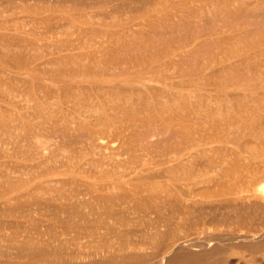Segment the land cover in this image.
<instances>
[{"label":"bare ground","instance_id":"obj_1","mask_svg":"<svg viewBox=\"0 0 264 264\" xmlns=\"http://www.w3.org/2000/svg\"><path fill=\"white\" fill-rule=\"evenodd\" d=\"M113 2L114 0H0V13L34 12L26 17L34 21L38 18L37 14L39 13L73 11L70 12L71 15L87 17V20H81L82 23L89 22L93 25L112 26L117 23L111 8ZM103 7L107 9L103 10ZM164 9H167L164 13L171 15L166 20L157 17L152 19V15L148 14L150 11ZM196 9L199 12L195 15ZM17 21L18 18L15 22ZM191 21L195 22L192 29L189 25ZM3 22L6 21L0 19V24ZM213 22L220 24L214 27ZM74 24V21H69L67 26L70 27ZM120 24L123 32L118 35H115L116 31L88 33L83 35L81 42L86 46H94L97 50H99L98 46L105 43L110 44L134 38L142 39L150 44L155 42L157 45L167 42L168 45L161 49L162 51L157 50L151 53L149 57L154 61L164 58L165 62H170L198 55L205 57L204 55L210 54V57L206 56L210 62L223 63L222 66L212 71H232L235 62L246 60L250 62L264 57V0H212L200 4H193L192 0H172L169 2L148 0L144 12L127 18ZM146 26L149 27L150 33H145ZM12 29L16 32L0 31V62L4 68L15 71L12 76L18 83L11 84L4 78V73H0V97L6 93H20L23 85L21 86L19 82L27 81L28 78L23 75L24 73H30L43 66H48L59 58L68 59V63L67 65L64 64V68L56 69L57 73L55 74L58 77H80L79 75L82 73L79 68L73 67L82 64L79 58L83 53H60L63 48L59 47L49 52L50 57L44 58L45 54H37L29 59L24 58L22 57V51H24L22 48L28 47L29 44L20 40L17 42L11 40L10 38L17 39L21 36L19 25L14 24ZM213 34L217 35L218 41H223L225 45L223 49L217 52L208 48L211 41H215L211 39ZM79 38L80 36L77 37V39ZM60 40L68 42L71 39L62 37ZM166 40H170V42ZM227 44L231 46L228 47ZM157 68L158 66L153 65V62L150 61L141 69L139 75L130 78V84L125 86L123 90L140 93L141 91L152 90L153 85L148 82L150 80L148 74ZM206 68L208 66L204 65L199 67L198 71H203ZM81 70L84 71V69ZM0 72H3L1 68ZM92 76L99 75L93 74ZM100 76L107 83L112 81L104 71ZM32 79L34 78L32 77ZM113 82L112 85L114 86L116 82ZM36 83L39 82L33 83L35 85L32 88L35 94L36 88L39 87ZM43 84L45 93H42L41 97L45 103H48L46 100L54 92V89L50 84ZM255 86L252 83L246 84V88L249 90L256 88ZM72 88H74L73 85ZM72 88L67 91L69 93L67 94L68 101L80 107H89L85 111L89 118L94 116L93 120L95 121L92 122L93 127L84 128L76 134L70 135V130L67 127L64 132L68 133L70 141L72 139V142L75 143L80 167H94L106 178L110 172L118 175L125 164L119 159L114 160L112 158L113 160L106 163L105 166L102 164L104 161H100L101 158L110 157L114 154H124L126 151L132 150L136 142L141 145L139 148L141 151L147 152L151 145L162 140L165 133L172 132L169 130H173L172 128L179 126L178 124L182 122V119L179 122L172 117L167 118L171 127L170 129L168 125L167 130L159 127L156 123L158 126L141 128L142 123L146 121L149 123V121L148 118L142 119L139 116H127L124 123H116L105 116L104 107L90 98L76 95L71 90ZM35 94L34 97L37 96ZM234 95L235 99H244L248 108L240 111L242 114L241 122L234 121L233 124L247 123V117L260 118L264 121V106L252 107L251 103L249 104L250 94L234 93ZM130 98L128 94H125L120 101L122 103L129 102ZM14 100L11 97L8 101ZM21 100L28 103L31 98L25 97ZM210 101L212 100L208 102ZM263 101L261 100L259 104ZM116 105L119 107L121 104L117 103ZM204 105L206 106L205 112L210 113L213 110L212 104L205 103ZM4 114L0 112V264H4L5 259L10 261V264H102L93 260H84V257L90 252H96L102 237L122 236L125 239L118 247H112L113 244H110L108 248L120 251L122 253L120 255L121 261L126 263L222 264V259L214 258L218 253H227L229 250L233 251L239 247L259 251L264 249L262 184H257L251 195H243L240 187L243 184L251 185L253 182L250 178H244V174H240L241 176L236 179H231V176L222 177L218 175L198 178L197 175H194L195 170L193 169L187 173V176L182 177L180 182L172 183L177 192L176 195L174 194V198L180 207L191 206L189 202L193 200L196 194L210 196L231 194L233 196H226L224 202L241 204L245 198L253 196L259 198L260 202H258L263 208L258 220L253 221L250 229L245 232L226 237H183L178 234L179 228L174 227L170 218L171 214L166 215L161 212L159 209L161 203L153 200L159 197L162 185L156 186L157 188L151 191V196L150 194L143 195L140 192H133L135 196H132L127 191H111L110 189L113 187L111 181H106L98 186L96 184L90 186L88 182L81 183L75 180L73 181L75 185H70L69 188L62 185L57 186L64 181L58 176L62 172L60 165H54L50 168L47 166L43 171L38 170V168L43 164L47 165V161L56 156L55 150L59 146L58 142H60L58 130L54 129L44 133L34 131L31 136L23 139L21 133L13 131L17 124L6 118ZM37 115L40 116V111ZM19 116L23 118L25 113L21 112ZM80 119V115H73L69 118V122L74 125ZM232 122L222 123L223 129H226ZM22 125L30 127L28 122H23ZM219 138H228V135L223 133ZM207 139L208 137L204 135L188 137L184 150L174 153L166 161L173 160L182 153L183 156L177 159L176 164L188 165L195 155L206 151L205 148L200 149L198 147L205 144ZM21 140H26L24 146L20 144ZM258 154L255 153V155ZM18 158L30 162L21 163ZM233 159L235 158L233 157ZM214 163L217 164V162ZM220 164L223 166L224 163ZM239 164L240 162H233L236 171L240 169L238 168ZM244 167L245 165H241V168ZM251 172V177L260 173L264 174V163ZM146 177H150V175H146ZM119 178L122 179L121 176ZM141 178H144V175H139V179ZM216 179L221 184L219 188L210 191L193 188L195 184L201 183V181H214ZM169 196L172 195L166 196L165 199H170ZM134 200H142L144 204L148 203L150 207L158 210L157 214L153 216L152 212L147 209L134 207ZM134 219H138L137 221L144 228L132 231L129 225L133 224ZM73 224H78V226ZM80 224L84 225L80 227ZM131 233L134 236L129 239ZM82 237H85L86 240H81ZM88 247H92V250Z\"/></svg>","mask_w":264,"mask_h":264},{"label":"rangeland","instance_id":"obj_2","mask_svg":"<svg viewBox=\"0 0 264 264\" xmlns=\"http://www.w3.org/2000/svg\"><path fill=\"white\" fill-rule=\"evenodd\" d=\"M162 1L169 2L172 0ZM209 1L212 0H192V3L200 4ZM147 5L148 0H114L111 8L117 23L112 26L93 25L89 22L82 23L81 20H87V17L71 15L70 12L73 11L39 13L37 14L38 18L34 21L26 18L34 12H1L0 19L6 22L0 24V31L16 32L12 29V26L17 24L20 27L19 33L21 36L17 39H10L29 44L28 47L22 48L24 50L22 51V57L29 59L37 54H45L44 58L50 57L49 52L59 47L63 48L60 53L81 52L83 55L79 58L82 64L79 62V66L73 67L75 69L79 68L82 73L78 78L58 77L55 74L57 68H64V64L67 65L68 59L65 60L64 58L56 59L48 66H43L30 73H24L23 75L28 78L27 81L19 82L21 86L23 85L20 93H6L0 97V112L5 113L6 118L17 124L13 131L21 133L23 139L31 136L34 131L44 133L54 129L58 130L60 142H58L59 146L55 150L56 156L47 161V165L43 164L38 168V170L43 171L47 166L50 168L54 165H60L62 172L58 176L64 181L57 186L62 185L69 188L70 185H75L73 182L75 180L81 183L88 182L90 186L95 184L98 186L106 181H111L113 184L111 191H127L129 195L135 196L133 192L148 195L154 188H157L156 186L160 187L162 185L159 197L153 200L161 203L159 205L161 212L166 215L171 214L170 218L174 223V227L179 228V236L226 237L245 232L250 229L251 223L258 220L262 214L263 208L259 203V198L249 196L250 198H245L241 204H236L224 202L226 196H233L231 194L215 196L196 194L193 200L189 202L191 206L180 207L174 198L177 192L172 183L180 182L182 177L187 176V173H190L193 169L195 170L194 175H197L198 178L218 175L222 177L231 176V179H236L241 176L240 174H244V178H250L253 182L251 185L243 184L240 187L242 188L241 193L251 195L253 188L257 184H262L261 193L264 195V174L260 173L251 177V170L261 167L264 163V150H262L264 147V121L260 118L247 117V123L233 124L234 121L241 122L242 114L240 111L248 108V104L244 99H235L234 93L250 94L249 104L251 103L252 107L264 106V101L259 104L261 100H264V57L250 62L247 60L235 62L232 71H212L222 66L223 63L210 62L206 57H210V54L204 55L205 57L198 55L170 62H165L164 58L154 61L149 57L151 53L157 50L162 51L161 49L168 45L167 42L157 45L155 42L150 44L142 39L134 38L102 44L98 46L99 50L94 46H86L81 42L83 35L88 33H110L115 31V35L122 33L120 23L140 12H144ZM103 8V10L107 9ZM166 11L167 9L150 11L148 14L152 15V19L157 17L166 20V18L171 17L170 14L164 13ZM198 12L199 10L196 9L195 15ZM17 18L18 21L15 22ZM69 21H74L75 24L69 27L67 26ZM213 23L214 27L220 24L218 22ZM189 25L192 29L195 22L191 21ZM144 31L146 34L151 32L148 26ZM79 36L80 38L77 39ZM216 36L215 34L212 35L211 39L215 41H211L208 45V48L213 52H217L225 46L224 42L218 41ZM62 37L64 39L68 37L71 40L62 42L60 40ZM166 41L170 42V40ZM226 46L230 47L231 45L227 44ZM150 61L153 62V65L158 66L157 69L148 74L150 77L148 82L153 85V89L141 91V93L123 90L125 86L130 84V78L139 75L141 69ZM204 65H207L208 68L198 71V68ZM0 68L3 71L0 73H4V78L11 84L18 83L13 79L12 75L15 72L13 69L4 68L1 62ZM103 68L105 69L103 70ZM81 69H84V71ZM103 71L110 76L109 78L112 81L116 82L114 86L112 81L107 83L100 76ZM93 74L99 76H96V78L92 76ZM36 81L39 82L36 83L39 87L36 88L37 96L34 97L35 93H33L32 88L35 85L33 83ZM43 83L52 85L54 89V92L46 100L48 103H45L41 97V94L45 93ZM248 83L255 84L256 88L247 89L246 84ZM72 85L74 88H72ZM70 88L76 95L90 98L104 107L105 116L116 123H124L127 116H139L142 119L148 118L149 121L147 123L145 120L146 122L142 123L141 128H151L154 125H159V127L167 130L168 125L171 129L167 118L172 117V119L179 122L182 119V122L178 124L179 126L172 128L174 131L169 130L172 132L165 133L162 140L151 145L150 150L147 152L141 151L139 149L141 145L136 142L134 148L124 154H114L110 157L101 158L100 161H104L102 164L105 166L113 159H119L125 164L118 175L110 172V175L106 178L94 167H80V159L75 151L77 150L75 143L72 142V139L70 141L69 134L64 132L67 127L70 130V135L76 134L84 128L93 127L92 122L95 121L93 120L94 116L89 118L85 111L89 107H80L68 101L67 94L69 93L67 91ZM125 94H128L131 98L129 102L122 103L120 99ZM11 97L15 100L9 102L8 100ZM25 97H30L31 100L28 103L21 100ZM116 99L118 100L116 101ZM209 100L212 101L208 102ZM117 103L121 105L119 107L115 106ZM205 103L214 106L210 113L205 112ZM38 111H40V116L37 115ZM21 112L25 113L23 118L19 116ZM73 115H80L81 117L74 125L69 122V118ZM227 121L233 122L226 129H223L222 123ZM23 122H28L30 127L23 126ZM223 133H226L228 138L220 139L219 137ZM203 135L208 137L207 142L198 148H205L206 151L195 155L191 163L186 166L176 164L177 159L183 156L182 153L175 155V159L166 161L174 153L179 150L182 151L187 144L188 137ZM25 142L26 140H21L20 144L24 146ZM256 152L259 154L255 155ZM18 160L21 163L30 162L20 158ZM234 161L235 163L240 162L245 167L241 168L239 164L238 168L240 169L236 171L235 166H233ZM214 162H217V164ZM220 163H224L223 166H220ZM247 165H249V168ZM139 175H144V178L139 179ZM146 175H150V177H146ZM218 182L217 179L214 181H201V183L195 184L193 188L210 191L221 186ZM102 192L104 191L102 190ZM168 195L172 196H169L170 199H165ZM134 201V207L147 209L152 212L153 216L157 214L158 210L150 207L148 203L144 204L142 200ZM134 220L133 224L129 225L132 231L144 228L137 221L138 219ZM73 225L78 226V224ZM83 225L80 224L79 226L82 227ZM133 236L134 234L131 233L129 239H132ZM80 239L86 240L85 237ZM124 240L122 236L102 237L96 252H90L84 257V260H93L102 264H143L140 262H123L120 258L122 254L120 251L108 248L110 244H113L112 247H118ZM88 249L92 250V247H88ZM214 258L222 259V264H264V249L259 251L239 247L233 249V251L229 250L227 253H218ZM3 263L10 264V261L5 259Z\"/></svg>","mask_w":264,"mask_h":264}]
</instances>
